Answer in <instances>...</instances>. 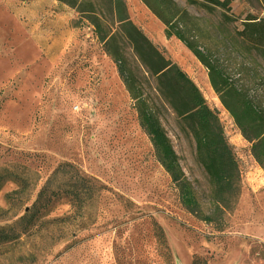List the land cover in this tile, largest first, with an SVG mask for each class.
<instances>
[{
  "label": "rangeland",
  "instance_id": "374dc122",
  "mask_svg": "<svg viewBox=\"0 0 264 264\" xmlns=\"http://www.w3.org/2000/svg\"><path fill=\"white\" fill-rule=\"evenodd\" d=\"M125 1L131 20L218 113L239 165V194L215 223L183 207L108 48L123 53L205 214L213 208L209 177L125 38L106 45L90 20L60 0H0V174H9L0 189V227L26 213L35 220L20 238L0 244V264H264V167L222 101L252 107L241 117L249 133V120H264V55L238 36L248 15L264 18V0H232L228 20L220 9L172 0L187 37L219 69L222 96L183 41L168 37L141 0ZM95 7L105 31L116 33L107 3ZM46 17L57 22L47 28ZM80 178L90 180V193Z\"/></svg>",
  "mask_w": 264,
  "mask_h": 264
},
{
  "label": "trees",
  "instance_id": "16d2710c",
  "mask_svg": "<svg viewBox=\"0 0 264 264\" xmlns=\"http://www.w3.org/2000/svg\"><path fill=\"white\" fill-rule=\"evenodd\" d=\"M60 1L76 8L81 17L90 20L95 26L101 42L106 45L117 41L118 36L125 38L143 65L155 77L160 97L175 112L181 131L195 142L196 160L205 170L211 184L212 214L203 212L201 203L181 166L180 158L170 137L148 99L144 97L139 86L136 85V77L130 71L123 53L119 49L112 52L108 48L107 52L112 56L122 82L129 91L132 100L135 101L134 106L138 112L141 128L150 138L157 160L178 189L181 204L188 212L208 223H215L217 219L222 220L224 209L229 208L233 198L239 194L240 170L233 148L226 138L219 115L208 105L200 88L177 63L166 56L165 52L142 28L131 20L125 0ZM97 1L107 3L108 12L118 23L116 33L110 35L105 31L95 7ZM141 1L167 26L166 35L168 37L176 36L183 41L202 64L208 68L212 86L222 96L225 85L221 82L220 71L216 68L210 56L187 37V29L183 28L181 20H179L182 11L178 8L177 10L172 9L175 5L172 0ZM188 1L200 2L209 10L220 9L226 20L232 18V0ZM86 4H89L90 8L86 9ZM184 14H187V12L185 11ZM238 36L243 42L264 55V18L248 15L243 20V29L238 32ZM222 101L235 118L245 139L253 143V155L257 162L264 167V120H249L248 125L254 129L253 133H249L241 117L248 118L246 115H250L249 111H252V107L249 104L244 105V103L233 106L223 98ZM6 175L9 174H0V189L6 181V177H8ZM80 180L83 187H88V193H90L93 188L90 180L87 178H80ZM72 195L76 201L81 199L80 194L77 192ZM42 196H45V189L39 192L36 202L40 201ZM34 222V216H29L26 213L14 223L0 227V244L20 238L33 227ZM155 226L158 238L166 242L162 227L158 224H155ZM218 227L222 229L221 224Z\"/></svg>",
  "mask_w": 264,
  "mask_h": 264
},
{
  "label": "crops",
  "instance_id": "0c3cea01",
  "mask_svg": "<svg viewBox=\"0 0 264 264\" xmlns=\"http://www.w3.org/2000/svg\"><path fill=\"white\" fill-rule=\"evenodd\" d=\"M51 15V14H50ZM53 17V16H52ZM52 17L50 18V17H46V18H44V21H47V23H46V25L45 26H47V28H50L51 27V22L52 23H55V22H57V21H55L54 19H52ZM32 18H34V17H32ZM47 24H49V25H47Z\"/></svg>",
  "mask_w": 264,
  "mask_h": 264
}]
</instances>
